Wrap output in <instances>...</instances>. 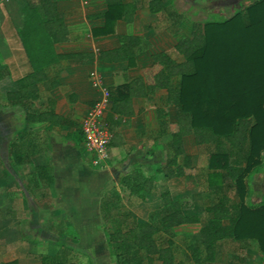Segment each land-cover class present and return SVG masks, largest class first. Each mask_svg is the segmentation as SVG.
Segmentation results:
<instances>
[{"label":"trees","instance_id":"trees-1","mask_svg":"<svg viewBox=\"0 0 264 264\" xmlns=\"http://www.w3.org/2000/svg\"><path fill=\"white\" fill-rule=\"evenodd\" d=\"M191 1L202 8L209 0ZM31 2L29 16L17 30L29 69L20 73L13 59L5 60L15 87L7 91L6 103L0 100V108L13 111L23 126L7 147L15 159L29 153L23 138L35 144V123L62 121L52 110L35 109L43 85L54 88L59 83L57 78H50L48 66L62 58H80L85 63L95 60L89 43L84 44L86 49L75 45L73 28L53 0ZM105 2V24L94 28L93 34L116 35L122 44L101 51L99 59L127 60L129 69L142 67L146 75L117 87V94L111 96L114 111L131 113L134 96H147L156 88H166L167 104L175 106L177 116L171 121L166 107L155 111L167 141L165 161L158 170L169 178L194 173L191 156L186 154L185 136L193 134L199 145L212 142L215 149L209 155L206 183L217 197L206 208L209 220L205 225L199 215L186 212L193 207L191 197L173 198L169 190L161 193L162 208L153 211L148 220H137L125 204L144 200L151 193L155 178L138 169L126 172L120 183L123 191H128L105 192L100 206L111 263L185 264L176 258L175 238L199 233L206 253L202 256L201 248L190 243L188 249L195 264H215L219 243L225 238L241 245L257 243L264 264V194L258 199L250 194L252 180L264 169V0L251 4L238 1L235 14L211 21H203L198 12L194 14L191 10L188 17L184 16L186 11L179 12L175 0H150L153 12L168 9L177 22L175 51L183 60H177L168 51L154 54L139 51L142 37L132 23L140 4L123 0ZM118 19L129 24L126 34L115 32ZM57 46L63 51L59 52ZM116 211L120 212V219L115 218ZM225 220L229 223L225 224ZM55 242L62 244L60 240ZM40 264L76 263L55 252L42 255Z\"/></svg>","mask_w":264,"mask_h":264},{"label":"crops","instance_id":"crops-1","mask_svg":"<svg viewBox=\"0 0 264 264\" xmlns=\"http://www.w3.org/2000/svg\"><path fill=\"white\" fill-rule=\"evenodd\" d=\"M53 1L67 24L73 28L71 35L77 40L75 45L79 49H86L84 44L89 43L95 60L85 63L80 58H62L48 66L50 78H57L59 83L54 88L43 85L39 98L35 100V109L52 110L62 121L57 124L35 123V144L29 142L27 137L23 138L29 153L22 158H13L14 166L7 161L8 158L5 160L0 148V264L12 260H18L19 264H40L42 255L61 254V245H51V250L47 249L56 240L64 241L69 248L77 245V251L83 249L79 252H86L88 248L97 252L100 248L102 251L106 242L100 211L102 197L106 190L128 191H123L120 178L134 169L155 178V185L144 200L125 204L135 219L148 220L153 211L163 207L161 193L169 190L173 198L191 195L194 205L186 212L199 215L202 224H207L209 213L206 208L217 200L213 189L206 183L207 165L209 155L215 149L214 143L199 145L193 134L185 136L186 154L191 156L195 172L169 178L159 171L165 161L167 141L155 111L159 107H166L171 121L176 120L177 116L175 106L167 104L168 90L156 88L147 96H134L131 113L115 112L111 96L117 94V87L136 77L145 78V71L142 67L129 69L127 60L108 62L99 59L101 51L116 49L122 44L116 35L96 37L93 34L94 28L105 24V0ZM123 1L140 4L132 23L133 29L141 33L139 51L148 54L168 51L177 60H183V56L175 51L177 41L174 33L179 28L168 9L153 12L150 0ZM26 3L30 11L31 0ZM27 18L18 25L0 0V67L3 69L2 75L11 77L12 82L14 78L5 60L13 59L20 73L29 69L17 32ZM128 30L129 24L124 19L115 22L117 34H126ZM57 49L63 51L61 46H57ZM92 72L99 76V85L93 82ZM13 85L7 91L15 87V82ZM105 94H108L110 101L105 120L113 137L107 161L98 166L93 162V156L85 150L81 127L88 110ZM14 133L1 140L6 150ZM162 140L163 143L160 142ZM203 151L208 156L206 166L200 172L198 159ZM262 160L264 167V152ZM261 175L264 176V169L254 180L258 179L264 184ZM195 180L201 185L198 184L199 189L195 186ZM200 191L203 192L199 194ZM198 195L203 199L206 197L207 202L200 205ZM233 197L238 200L235 194ZM140 207L145 208L143 215L136 211ZM224 223L228 224L229 221L225 220ZM225 239L235 242L236 247L224 248L220 242L215 264H262V253L257 243L241 245L231 238ZM199 247L204 256L205 248L203 253V248ZM221 253H227L222 262ZM69 260L76 263L74 259Z\"/></svg>","mask_w":264,"mask_h":264},{"label":"rangeland","instance_id":"rangeland-1","mask_svg":"<svg viewBox=\"0 0 264 264\" xmlns=\"http://www.w3.org/2000/svg\"><path fill=\"white\" fill-rule=\"evenodd\" d=\"M238 1L242 2L243 4H251L256 0H209L206 5H203L202 8L199 7V5L194 4L191 0H175V5L178 8L179 12L186 11L184 16H189V10H191L192 13L196 14L198 12L199 18H201L203 21H211L213 19H220V18H228L235 14L239 7H237ZM2 2L5 4V6L9 9V12L16 21L18 25H21L25 18L29 15V6L27 0H2ZM27 4V5H26ZM199 4V3H198ZM179 18V17H178ZM3 69L0 67V99L1 101H6L5 99V92L7 89L12 88L14 86V82H12L11 77H7L2 75ZM20 117L16 116L13 111H7L5 109L0 108V142L1 147L3 151V157L5 160L8 158V162L11 163L13 166V156L12 154H9L6 150L5 145L3 144L2 139L4 140L6 137L11 136L15 131H17L19 128H22L21 123H19ZM207 153L205 151L202 152L200 158L198 159V162L200 164V172H202L203 167L206 166V158ZM261 177L264 178V176L261 175ZM197 182V183H196ZM195 183L197 188L201 186L197 180H195ZM198 184L200 186H198ZM107 191V190H106ZM105 191V192H106ZM203 191H200L199 194H201ZM264 192V184L263 181H260L258 179L253 180L251 182V189L250 194L251 197H254L255 199H258L261 194ZM192 198L191 195H186ZM196 197V196H195ZM194 197V198H195ZM193 200V198H192ZM198 203L200 205L203 202H207L206 197L201 195H198L197 197ZM153 203V202H152ZM155 203V202H154ZM156 205V203L154 204ZM194 205V200H193ZM161 207V206H160ZM159 207V208H160ZM144 207L137 208L136 211H138L141 215L144 214ZM119 211H116L115 218L118 219L120 217ZM77 242V241H76ZM190 243H193L195 245H199L203 248L204 253V244L201 241V237L199 234H193L190 237H176L175 238V244H174V252L176 255L177 260L182 261L185 264H195V262L192 259L191 252L188 249V245ZM222 247L224 248H231L234 249L236 247L234 245L235 242L232 240L224 239L221 241ZM53 245L57 247V245H61V254L64 255L68 259H74L77 264H112L110 261L109 251L107 243L105 242L104 246L105 248H102V251L99 248V251L96 252L92 249H87L86 252H79L77 251V245H74L73 248L67 247L64 241L61 243H57L55 241H52L51 244L48 246L47 249L50 248V246ZM49 249L48 251H50ZM226 252V249L225 251ZM227 253H221L220 262H222L224 259H226ZM159 264V263H158Z\"/></svg>","mask_w":264,"mask_h":264},{"label":"built area","instance_id":"built-area-1","mask_svg":"<svg viewBox=\"0 0 264 264\" xmlns=\"http://www.w3.org/2000/svg\"><path fill=\"white\" fill-rule=\"evenodd\" d=\"M92 78L95 84L101 83L97 73L92 72ZM109 104L108 94H105L93 104L82 120L85 150L93 156V162L98 166L104 165L107 161L109 145L113 137L109 124L105 120Z\"/></svg>","mask_w":264,"mask_h":264}]
</instances>
